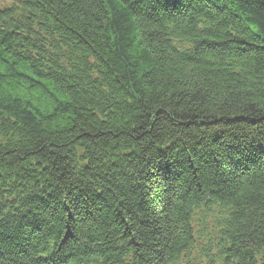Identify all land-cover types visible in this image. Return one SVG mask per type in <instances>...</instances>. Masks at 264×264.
I'll return each mask as SVG.
<instances>
[{
    "label": "trees",
    "instance_id": "16d2710c",
    "mask_svg": "<svg viewBox=\"0 0 264 264\" xmlns=\"http://www.w3.org/2000/svg\"><path fill=\"white\" fill-rule=\"evenodd\" d=\"M2 3L0 264H264V0Z\"/></svg>",
    "mask_w": 264,
    "mask_h": 264
},
{
    "label": "bare ground",
    "instance_id": "6f19581e",
    "mask_svg": "<svg viewBox=\"0 0 264 264\" xmlns=\"http://www.w3.org/2000/svg\"><path fill=\"white\" fill-rule=\"evenodd\" d=\"M206 206L210 204L209 202H205ZM193 215L189 219V225L192 227L194 231H196V242L197 244H201L204 240V231L205 230H211V231H216L218 230V226L216 222L213 220V218L210 216L206 219H199V209L198 207L194 206L193 207ZM210 210L207 209L206 212H209ZM197 216V218H195ZM199 219V220H198Z\"/></svg>",
    "mask_w": 264,
    "mask_h": 264
},
{
    "label": "rangeland",
    "instance_id": "374dc122",
    "mask_svg": "<svg viewBox=\"0 0 264 264\" xmlns=\"http://www.w3.org/2000/svg\"><path fill=\"white\" fill-rule=\"evenodd\" d=\"M2 1H3L2 5L4 6L12 5L14 2V0H2Z\"/></svg>",
    "mask_w": 264,
    "mask_h": 264
}]
</instances>
